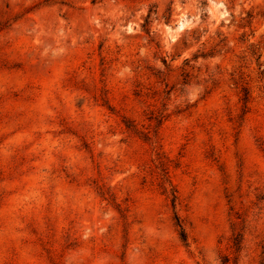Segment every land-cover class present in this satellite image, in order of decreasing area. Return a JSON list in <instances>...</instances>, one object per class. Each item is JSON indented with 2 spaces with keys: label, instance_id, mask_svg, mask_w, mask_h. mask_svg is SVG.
I'll return each instance as SVG.
<instances>
[{
  "label": "rangeland",
  "instance_id": "1",
  "mask_svg": "<svg viewBox=\"0 0 264 264\" xmlns=\"http://www.w3.org/2000/svg\"><path fill=\"white\" fill-rule=\"evenodd\" d=\"M0 264H264V0H0Z\"/></svg>",
  "mask_w": 264,
  "mask_h": 264
},
{
  "label": "trees",
  "instance_id": "2",
  "mask_svg": "<svg viewBox=\"0 0 264 264\" xmlns=\"http://www.w3.org/2000/svg\"><path fill=\"white\" fill-rule=\"evenodd\" d=\"M175 201H176V195L175 194H173V202H174V204H175ZM177 221H178V225H179V227L181 228V237H182V239L184 240V241H186V232H185V230H184V227H183V225H182V222L177 218Z\"/></svg>",
  "mask_w": 264,
  "mask_h": 264
}]
</instances>
